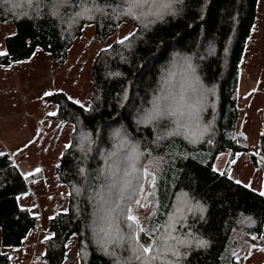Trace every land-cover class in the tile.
<instances>
[{
    "label": "trees",
    "instance_id": "1",
    "mask_svg": "<svg viewBox=\"0 0 264 264\" xmlns=\"http://www.w3.org/2000/svg\"><path fill=\"white\" fill-rule=\"evenodd\" d=\"M4 2L0 25L15 21V32L4 39L0 66L29 60L39 49L65 62L87 26H94L100 42L123 24L135 26L124 43L97 53L87 104L64 92L44 96L58 106L52 118L72 132L54 168L68 206L47 220L43 264H223L231 229L263 234L264 196L214 169L219 155L228 152L229 162L237 163L248 152L250 120L242 127L238 89L259 0H183L170 8L166 0L140 6L16 0L10 8ZM85 7L92 11L78 15ZM130 7L134 15H125ZM259 147L264 159V131ZM203 148L209 150L205 161L171 159L178 150ZM155 158L175 163L174 183L148 224L139 220L148 230L141 233L127 217L145 164ZM41 173L25 178L8 153L0 156V264H18L15 249L36 230L39 215L22 199L27 179ZM176 205L183 212L179 220ZM122 222L128 223L126 236ZM153 240L155 259L140 248Z\"/></svg>",
    "mask_w": 264,
    "mask_h": 264
},
{
    "label": "rangeland",
    "instance_id": "2",
    "mask_svg": "<svg viewBox=\"0 0 264 264\" xmlns=\"http://www.w3.org/2000/svg\"><path fill=\"white\" fill-rule=\"evenodd\" d=\"M3 2L10 8L16 0ZM14 23L15 21L10 20L0 25V52H5L4 39L15 32ZM134 30L135 26L132 24H123L116 34L105 42H100L94 26H87L83 36L75 40L65 62H60L51 54L39 49L30 61L23 65L22 70L16 73L13 69L10 73L7 71L0 75V91L10 88L12 109L17 106L21 113L4 123L5 126L3 125V131L0 133L4 139L0 140V152H3L1 150L5 147L15 165L27 178L38 173L36 169H41L42 172L35 179H27V194L24 195L22 203H33L35 207L33 210L39 218L35 232L14 251L18 264H43L40 259L43 248L41 242L48 235L47 220L58 212L65 211L68 206L67 190L65 186L57 183L54 168L70 143L72 126L52 118L54 115L50 113L56 114L58 106L47 103L44 99L45 93L64 91L67 97L71 98L69 100L88 103L93 86V63L97 53L103 47L124 39ZM240 70L238 98L242 127L243 122L250 120L247 131L248 152L237 163L229 162L228 152L219 155L214 163V169L228 174L242 185H249L251 189L261 192L264 188V159L259 147L260 136L264 131V0L258 2L256 24ZM191 77L194 78L191 79L192 84L198 85L194 75L187 78ZM181 80L185 79L181 78L179 81ZM17 84L25 91V95L28 94L27 117L23 116L26 112L22 113L23 104L19 95L22 90H17ZM41 132L44 136L31 138L33 133ZM188 156L205 161L209 156V150L206 148L197 151L178 150L171 159L174 161L178 157ZM172 161L168 158H155L145 164L142 189L137 196L139 204L137 201L136 205L130 203L131 215L138 217L144 226L148 224L149 218L158 210L163 198L172 188L176 171L173 169L175 163ZM170 163L171 166L165 171ZM29 173L32 175H28ZM179 210L180 207L176 205L173 217L177 215L178 220L183 215ZM119 225L126 236L124 227L128 228V223L122 222ZM133 231L136 234V231ZM122 232L120 231L121 235ZM228 238L227 248L222 255L223 264L264 263V232L259 236L255 229L239 227L231 229ZM211 244L212 241L208 240L207 247ZM66 264H75V261L69 260Z\"/></svg>",
    "mask_w": 264,
    "mask_h": 264
},
{
    "label": "crops",
    "instance_id": "3",
    "mask_svg": "<svg viewBox=\"0 0 264 264\" xmlns=\"http://www.w3.org/2000/svg\"><path fill=\"white\" fill-rule=\"evenodd\" d=\"M28 61H30V59L29 60H25V61H20V62L12 63L10 66H0V75L2 74V72H7L8 71L10 73V71H12L13 69H15V71L17 73L20 70H22L23 65H25ZM18 63H20V64H18ZM0 85H1V83H0ZM17 90H22V92L19 93V95H21V100H22V104H23V111H22V113L26 112V114H23V116L27 117V115H29V114L27 113V104H28V101L26 99V96L28 94L27 95L24 94L25 91L21 88V86L19 84H17ZM61 92H64V91H61ZM10 93L12 94V91L10 90V88L8 90H6L4 88V89H2V91H0V133H2V131H3L2 128H4V126H5L4 123L7 120L10 121L11 118H12V116H16L18 114H21L20 111H19V108L17 106L13 107L14 109H12V106L11 105L13 103L11 102L12 97H11ZM79 104H82V103H79ZM30 116H32V115H30ZM32 117H34V116H32ZM34 118H36V117H34ZM7 131L10 132L9 130H7ZM42 136H44V134H42V132L40 134L33 133L32 136H31V138L37 139V138L42 137ZM0 140H4L2 138V135H0ZM4 148L5 147H3V150H1V151H3V153H8L5 150L6 148L5 149Z\"/></svg>",
    "mask_w": 264,
    "mask_h": 264
},
{
    "label": "snow or ice",
    "instance_id": "4",
    "mask_svg": "<svg viewBox=\"0 0 264 264\" xmlns=\"http://www.w3.org/2000/svg\"><path fill=\"white\" fill-rule=\"evenodd\" d=\"M29 2H31V0H29ZM66 2V0H55V4L56 5H59L60 3H64ZM86 2V0H81V3L84 4ZM127 2L129 3H132V4H136L137 6H140L142 4H149V3H157L158 0H127ZM183 0H166V4L165 6L170 8L172 6V4H176V3H182ZM93 3H95V0H93ZM117 7H119V5H117ZM97 10H100L102 11L103 9H97ZM92 9H88V8H84V12L83 13H79L78 15H81V14H87L89 12H91ZM125 15H134L131 7L128 9V11L126 13H124ZM159 15V14H158ZM138 18V17H137ZM125 39H128V37H125ZM119 43H124L123 40L119 41ZM7 53H3V52H0V55H6ZM45 95H52V93H45ZM71 99V98H69ZM76 103H80L79 101H75ZM50 115H55V113H50ZM5 153L3 152H0V156H4ZM233 163H235V161H233ZM41 169H36V172H40ZM222 175L224 173H221ZM28 175H32V173H29ZM27 178V177H25ZM154 183V181H153ZM237 184L241 183L240 181H236ZM245 187H249V185H245ZM261 196H264V192H260L259 193ZM17 199H19V197H17ZM137 204H139V201H137ZM128 220L130 221H133L137 226H139V218L136 217V216H133V215H129L127 217ZM129 227H132V225H129ZM148 230H146L143 226H139V232L141 233H145L147 232ZM150 234V233H149ZM50 238V237H49ZM135 239L138 241L139 240V235L137 234V236L135 237ZM253 239H255V237H253ZM155 244V241H151V242H148V243H144V244H140V248L142 249V252L144 254H147L149 257H151L152 259H155V257L152 256V253H153V246ZM136 259L137 260H142V256L141 255H137L136 256ZM143 264V262H142Z\"/></svg>",
    "mask_w": 264,
    "mask_h": 264
}]
</instances>
